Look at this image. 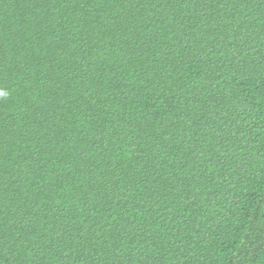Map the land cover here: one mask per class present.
<instances>
[{
	"label": "trees",
	"instance_id": "trees-1",
	"mask_svg": "<svg viewBox=\"0 0 264 264\" xmlns=\"http://www.w3.org/2000/svg\"><path fill=\"white\" fill-rule=\"evenodd\" d=\"M0 264H264V0H0Z\"/></svg>",
	"mask_w": 264,
	"mask_h": 264
}]
</instances>
